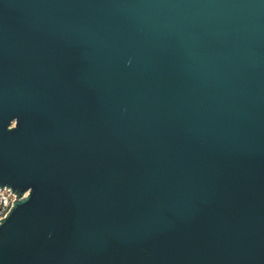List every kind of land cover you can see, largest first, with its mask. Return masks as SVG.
Masks as SVG:
<instances>
[{
	"label": "water",
	"instance_id": "95a60500",
	"mask_svg": "<svg viewBox=\"0 0 264 264\" xmlns=\"http://www.w3.org/2000/svg\"><path fill=\"white\" fill-rule=\"evenodd\" d=\"M0 264H264V0H0Z\"/></svg>",
	"mask_w": 264,
	"mask_h": 264
},
{
	"label": "built area",
	"instance_id": "2783aa9c",
	"mask_svg": "<svg viewBox=\"0 0 264 264\" xmlns=\"http://www.w3.org/2000/svg\"><path fill=\"white\" fill-rule=\"evenodd\" d=\"M17 195L8 187H0V221L10 213Z\"/></svg>",
	"mask_w": 264,
	"mask_h": 264
}]
</instances>
